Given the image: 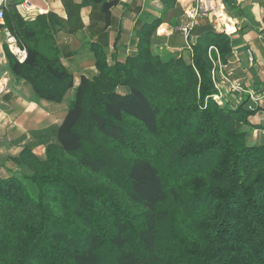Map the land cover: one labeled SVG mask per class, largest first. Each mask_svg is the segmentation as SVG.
Returning <instances> with one entry per match:
<instances>
[{
  "label": "trees",
  "instance_id": "obj_1",
  "mask_svg": "<svg viewBox=\"0 0 264 264\" xmlns=\"http://www.w3.org/2000/svg\"><path fill=\"white\" fill-rule=\"evenodd\" d=\"M48 28L17 17L28 55L12 69L60 103L74 77L39 45ZM154 29L125 63L93 45L99 75L81 77L58 143L0 166V264H264V144L248 143L245 101L214 98L233 41L154 52Z\"/></svg>",
  "mask_w": 264,
  "mask_h": 264
},
{
  "label": "crops",
  "instance_id": "obj_2",
  "mask_svg": "<svg viewBox=\"0 0 264 264\" xmlns=\"http://www.w3.org/2000/svg\"><path fill=\"white\" fill-rule=\"evenodd\" d=\"M223 3L226 18L220 25L226 27L224 31L230 26L232 31L227 34L239 55L231 54L225 62L234 72L229 83L219 81L220 95L231 104L241 99L253 107L250 125L243 129L248 132L249 144H264V45L260 39L264 29V0H223ZM36 6L44 11L37 17L45 18L49 25V40L40 41L39 45L48 54L53 50L57 53L59 61L72 73L74 83L60 103L38 97L32 84L14 73L12 65L17 59L1 36L0 50L5 59L0 73L4 86L0 97V166L6 169L17 170L22 165L21 153L25 149L43 160L47 147L58 143L59 127L81 77L94 79L99 75L93 45L106 50L108 64L112 66L125 63L137 52L144 27L155 26L151 37L154 52H182L189 42L176 30L186 5L174 0H45L36 2ZM13 8L8 9L7 16ZM9 22L6 20L7 28L26 49L18 36L17 19L14 22L11 16ZM212 31L218 32L209 19H202L191 39L197 40ZM36 45L37 41L29 42L31 47ZM247 49L253 52V62L249 61ZM234 83L243 89L240 97L232 92Z\"/></svg>",
  "mask_w": 264,
  "mask_h": 264
},
{
  "label": "built area",
  "instance_id": "obj_3",
  "mask_svg": "<svg viewBox=\"0 0 264 264\" xmlns=\"http://www.w3.org/2000/svg\"><path fill=\"white\" fill-rule=\"evenodd\" d=\"M44 1L45 0H0V41L1 36L3 35L9 51L16 57L19 63H24L26 61L28 52L24 47L21 46L18 37L6 26L8 9L10 7H15L17 11L22 15L24 20L30 22L34 20L38 15L44 14V11L36 6V2ZM225 11L226 10L223 0H197L195 6L187 9L186 18L181 21V23L177 27V30L180 35H182L187 41H189L194 30L198 26L199 21L202 19H209L215 29L216 27L221 26V31L227 33V31H224V28L226 27L220 25L223 21L220 18L224 16V13L226 14ZM260 39L262 40V43L264 45V29H262V31L260 32ZM187 49L191 50L189 42L187 45ZM232 54L238 56L239 50L233 49ZM246 54L248 55L249 61L253 62L254 56L252 50L247 49ZM4 59V52L0 50V73L1 67L4 64ZM233 72L234 71L230 67L229 63H223L218 60V69L212 72V78L218 90L220 89V83L218 84L217 81L222 80V82L229 83L230 79L233 76ZM218 76L220 77V79H218ZM3 92L4 86L0 81V97ZM232 92L240 97L243 94V89L238 84L234 83L232 86ZM214 98L219 102L222 101L221 95H217ZM241 103V99L236 100L232 104V107L236 109ZM245 107L248 110L254 111L253 107L248 103L245 104Z\"/></svg>",
  "mask_w": 264,
  "mask_h": 264
},
{
  "label": "rangeland",
  "instance_id": "obj_4",
  "mask_svg": "<svg viewBox=\"0 0 264 264\" xmlns=\"http://www.w3.org/2000/svg\"><path fill=\"white\" fill-rule=\"evenodd\" d=\"M174 2L176 3V2H179L181 5H183V4H185L186 5V9H185V14H184V16L182 17V19H181V21L184 19V18H186V11H187V9H189L190 7L192 8V6H195V4L193 3H191L192 2V0H174ZM17 10H16V8L14 7L12 10H11V14L9 15V17H11L12 16V19H13V21L15 22L16 21V19H17V17L19 16V13H17L16 12ZM226 17L225 16H223L222 18H220L221 20H224ZM181 21L179 22V24L181 23ZM179 26V25H178ZM177 26V27H178ZM216 27V26H215ZM216 29L218 30V31H220V32H222L221 30H222V27L221 26H218V27H216ZM176 30H177V28H176ZM226 31H227V29H226ZM177 32H178V30H177ZM179 33V32H178ZM180 34V33H179ZM37 41H39V39L37 40ZM216 68L218 69V62H216ZM217 83L219 84V80L217 81ZM220 90H221V88L219 89V92H220ZM251 145V144H250Z\"/></svg>",
  "mask_w": 264,
  "mask_h": 264
},
{
  "label": "bare ground",
  "instance_id": "obj_5",
  "mask_svg": "<svg viewBox=\"0 0 264 264\" xmlns=\"http://www.w3.org/2000/svg\"><path fill=\"white\" fill-rule=\"evenodd\" d=\"M225 14V13H224ZM230 29V30H229ZM229 29H227V32H231L232 30H231V28H230V26H229Z\"/></svg>",
  "mask_w": 264,
  "mask_h": 264
}]
</instances>
